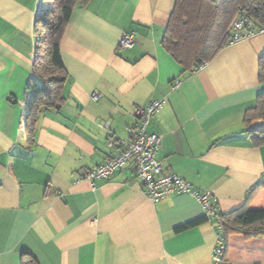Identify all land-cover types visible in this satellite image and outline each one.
Returning <instances> with one entry per match:
<instances>
[{
    "label": "crops",
    "instance_id": "0c3cea01",
    "mask_svg": "<svg viewBox=\"0 0 264 264\" xmlns=\"http://www.w3.org/2000/svg\"><path fill=\"white\" fill-rule=\"evenodd\" d=\"M175 1L77 4L59 41L63 99L40 107L28 143L27 87L37 81L33 25L51 1L0 0V264H20L25 252L39 264H214L212 220L174 230L204 217L191 195L153 202L132 162L105 178L77 180L132 138L136 109L152 99H166L147 126L160 137L164 171L209 192L224 214L264 207V144L248 135L264 120L243 122L264 89V31L227 43L185 72L162 44ZM127 31L134 43L120 48ZM225 257L221 264H264V237H230Z\"/></svg>",
    "mask_w": 264,
    "mask_h": 264
},
{
    "label": "trees",
    "instance_id": "16d2710c",
    "mask_svg": "<svg viewBox=\"0 0 264 264\" xmlns=\"http://www.w3.org/2000/svg\"><path fill=\"white\" fill-rule=\"evenodd\" d=\"M50 6L35 16V54L32 79L27 94V113L24 130L28 143L33 142L34 127L41 106H57L61 103L62 86L66 73L60 57L59 41L67 21L77 4L88 0H50ZM243 11L256 27L264 28V0H176L166 26L162 44L185 72L198 69L210 61L229 43L230 27L235 15ZM258 82L264 86V52L258 59ZM41 94V95H39ZM264 120V89L255 104L246 109L243 122ZM254 145L264 144V128L249 129ZM196 218L174 228L184 230L203 221ZM207 219V218H206ZM221 233L228 242L230 237L244 240L264 237V207L242 205L229 213H222ZM20 264H39L30 253H22Z\"/></svg>",
    "mask_w": 264,
    "mask_h": 264
},
{
    "label": "built area",
    "instance_id": "2783aa9c",
    "mask_svg": "<svg viewBox=\"0 0 264 264\" xmlns=\"http://www.w3.org/2000/svg\"><path fill=\"white\" fill-rule=\"evenodd\" d=\"M263 31L264 28L256 27L252 19L245 12L240 11L231 23L229 42H235ZM133 43L134 32L127 31L120 36L117 44L120 48H128ZM92 97L97 99L98 95L92 93ZM165 103L164 97L152 99L145 107L136 109V125L132 138L128 141L121 140V148L111 154L103 163L81 170L77 180L91 181L105 178L114 171L123 168L126 163L132 162L142 191L153 202L172 194L191 195L201 204L204 217L214 222L217 241L212 249V259L214 264H221L224 261L227 242L221 233L223 222L219 206L212 201V195L209 192L199 191L186 179L173 172L164 171L162 163L156 157L160 137L155 133L148 132L147 126L152 115ZM107 142L110 146L114 141L109 139Z\"/></svg>",
    "mask_w": 264,
    "mask_h": 264
},
{
    "label": "rangeland",
    "instance_id": "374dc122",
    "mask_svg": "<svg viewBox=\"0 0 264 264\" xmlns=\"http://www.w3.org/2000/svg\"><path fill=\"white\" fill-rule=\"evenodd\" d=\"M244 249L246 250L248 248H244ZM249 249H251V248H249ZM242 255L244 256V259H246V260H248L249 258H252V259L256 258V256H254L253 254H245V253H243ZM226 259H227V255L225 257V260Z\"/></svg>",
    "mask_w": 264,
    "mask_h": 264
}]
</instances>
